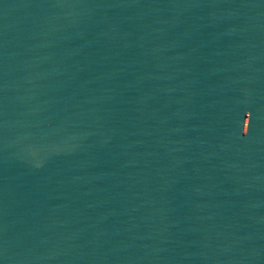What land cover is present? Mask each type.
Segmentation results:
<instances>
[{
	"label": "water",
	"instance_id": "water-1",
	"mask_svg": "<svg viewBox=\"0 0 264 264\" xmlns=\"http://www.w3.org/2000/svg\"><path fill=\"white\" fill-rule=\"evenodd\" d=\"M0 264H264V0H0Z\"/></svg>",
	"mask_w": 264,
	"mask_h": 264
}]
</instances>
